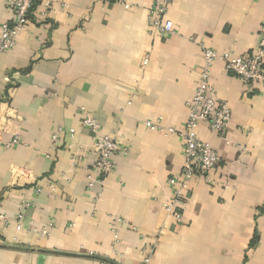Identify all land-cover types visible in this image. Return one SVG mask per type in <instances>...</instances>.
<instances>
[{
    "label": "crops",
    "instance_id": "obj_1",
    "mask_svg": "<svg viewBox=\"0 0 264 264\" xmlns=\"http://www.w3.org/2000/svg\"><path fill=\"white\" fill-rule=\"evenodd\" d=\"M152 3L37 0L1 55L0 264H264V81L213 65L210 84L232 115L222 135L197 129L220 157L214 182L185 193L183 226L164 211L202 50L250 57L264 0H173L165 37L148 31ZM10 19L0 0V27ZM84 114L127 148L92 188Z\"/></svg>",
    "mask_w": 264,
    "mask_h": 264
},
{
    "label": "built area",
    "instance_id": "obj_2",
    "mask_svg": "<svg viewBox=\"0 0 264 264\" xmlns=\"http://www.w3.org/2000/svg\"><path fill=\"white\" fill-rule=\"evenodd\" d=\"M102 3H111L126 6V0H96ZM37 0H6L7 10L11 14L9 22L0 27V57L14 48L17 36L26 30L29 24L31 10ZM173 0H153L147 14V27L151 34L168 36L174 32L173 24L167 19L168 9ZM203 65L199 82L192 99L187 103V120L184 127L178 132L183 147V168L176 177L167 180L171 190V197L164 205L165 213L171 218L174 227L185 223L184 210L186 205L185 193L198 180L206 184H213L212 172L220 164L218 153L197 134V129L204 124L208 129L222 135L231 121V110L226 101L220 99L210 84V70L216 62H222L226 71L233 74L241 82L250 84L264 81V22L259 28L258 41L255 51L250 57H238L232 52L218 54L211 49L202 50ZM82 127L88 131L92 138L93 149L97 154L94 170L96 176H87L88 188L95 182L103 183L104 179L113 173L114 157L117 154L125 155L127 148L119 145L113 135L102 134L99 124L90 116L82 119ZM149 129H161L159 125L146 123ZM60 130L52 136L54 145H59ZM70 137L74 130L68 131ZM18 144L14 138L11 145ZM7 144L6 147H9ZM39 191V190H38ZM43 233L46 230L42 231ZM145 258L141 264H148Z\"/></svg>",
    "mask_w": 264,
    "mask_h": 264
},
{
    "label": "trees",
    "instance_id": "obj_3",
    "mask_svg": "<svg viewBox=\"0 0 264 264\" xmlns=\"http://www.w3.org/2000/svg\"><path fill=\"white\" fill-rule=\"evenodd\" d=\"M36 5V3L34 4V6ZM34 8V7H33ZM33 8H32V10H33ZM32 10H31V13H32ZM29 19H30V17H29ZM256 241H257V237H256V235L254 236V238H253V241H252V243H251V246H253V245H255L256 244Z\"/></svg>",
    "mask_w": 264,
    "mask_h": 264
}]
</instances>
